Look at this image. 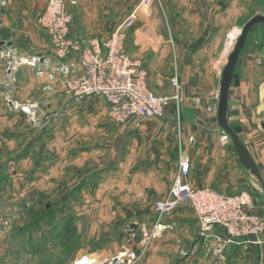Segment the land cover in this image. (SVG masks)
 I'll list each match as a JSON object with an SVG mask.
<instances>
[{
	"label": "crops",
	"instance_id": "crops-1",
	"mask_svg": "<svg viewBox=\"0 0 264 264\" xmlns=\"http://www.w3.org/2000/svg\"><path fill=\"white\" fill-rule=\"evenodd\" d=\"M5 1L0 8V132L8 135L2 130L15 123L20 128L18 136L29 146L20 160L39 146L31 137L43 135L50 140L49 152L39 160L47 161L49 171L64 168L72 179L73 169L92 166L104 177L113 174L118 200L156 202L168 195L185 152L193 187L228 194L250 190L254 175L232 140L223 138L217 115L223 55L239 32L236 25L248 15V0H65L73 15L70 38L105 40L133 15L125 47L146 68L149 87L158 95H172L175 74L184 84L188 100L172 101L161 117L140 126L115 122L102 97L67 93L60 66L81 73L80 53L57 55L40 21L49 0ZM262 2L257 7L264 9ZM197 96L204 99L201 108L190 99ZM227 119L264 179V24L252 28L242 49ZM109 182L102 180L103 186ZM154 222L146 224L151 228ZM161 223L162 234L149 241L123 240L117 255L124 253L125 263L119 264H127L132 251L138 255L134 264H259L264 259V243L246 238L229 243L223 256L213 253V237L202 238L190 207H179Z\"/></svg>",
	"mask_w": 264,
	"mask_h": 264
},
{
	"label": "rangeland",
	"instance_id": "rangeland-1",
	"mask_svg": "<svg viewBox=\"0 0 264 264\" xmlns=\"http://www.w3.org/2000/svg\"><path fill=\"white\" fill-rule=\"evenodd\" d=\"M262 1L248 0V15L236 25L239 32L252 16L260 13L255 10H264L257 7ZM227 60L228 57L225 63ZM15 93L14 85L12 94ZM26 108L30 107H23L24 111ZM15 124L2 130L8 135L0 132V264H75L83 257L109 262L120 252L122 241L130 239L124 230L131 231L134 226L156 219L155 201L133 203L113 196L112 173L104 177L92 166L75 168L71 179L64 168L49 171L47 161L39 160L49 152L50 140L43 135L31 137V141H39V146L28 158L20 160L24 147L29 146L26 139L18 136L21 130ZM251 178L249 192L264 214V187L255 175ZM103 179L110 182L103 186ZM129 207H133L130 213ZM139 238H143L141 232L136 239Z\"/></svg>",
	"mask_w": 264,
	"mask_h": 264
},
{
	"label": "built area",
	"instance_id": "built-area-1",
	"mask_svg": "<svg viewBox=\"0 0 264 264\" xmlns=\"http://www.w3.org/2000/svg\"><path fill=\"white\" fill-rule=\"evenodd\" d=\"M5 4V0H0V8ZM40 21L60 58L73 51L80 53L81 73L72 72L70 66L63 63L60 66L66 77L67 93L76 98H104L109 104V116L115 122L133 121L140 126L146 120L161 117L172 101L180 105L188 100L183 92L184 84L177 74L171 79L172 95H158L149 87L146 68L125 47V31L133 25V15L105 40L70 38L73 15L65 0H49ZM190 99L196 108L204 105L200 96ZM25 110L30 112V108ZM190 171V158L182 152L168 195L154 204V225L148 228L147 224H140L132 228L129 231L130 241L136 239L140 232L145 241L160 236L163 232L162 220L179 207L189 205L196 216L200 235L213 237V253L216 255L223 256L227 245L235 239L246 238L264 243V214L259 211L248 190L228 194L210 187L196 188L188 180ZM123 254L116 255L110 262L118 258V264L125 263ZM127 256V264H134L138 258L133 251ZM75 264H101V261L83 257ZM259 264H264V261Z\"/></svg>",
	"mask_w": 264,
	"mask_h": 264
},
{
	"label": "water",
	"instance_id": "water-1",
	"mask_svg": "<svg viewBox=\"0 0 264 264\" xmlns=\"http://www.w3.org/2000/svg\"><path fill=\"white\" fill-rule=\"evenodd\" d=\"M259 24H264V14H256L252 16L243 25V27L241 28V33L238 36L236 43L234 44L233 50L228 56V60L224 66L221 80H220V94H219L217 115H218L219 124L222 127L223 132L226 134L227 137H229L232 140L235 146V149L240 156L242 163L250 169V171L257 177L259 182L264 187V179H263V176L257 164L251 157L246 146L240 140L237 133L230 126L228 119H227V113H228V107H229V91H230V85H231L235 67L240 58V55L244 47V44L247 40L248 34L250 33L253 27ZM261 127L264 129V122L261 123ZM117 260L118 258H115L112 264H118ZM101 264H106V263H101Z\"/></svg>",
	"mask_w": 264,
	"mask_h": 264
},
{
	"label": "bare ground",
	"instance_id": "bare-ground-1",
	"mask_svg": "<svg viewBox=\"0 0 264 264\" xmlns=\"http://www.w3.org/2000/svg\"><path fill=\"white\" fill-rule=\"evenodd\" d=\"M240 33H241V30L235 36H231V38H230V47H231V50L229 52H227V54H224L223 55L224 61L227 59V57L231 53V51H232V49L234 47V44L236 43V40H237L238 36L240 35ZM225 138H226V136H225Z\"/></svg>",
	"mask_w": 264,
	"mask_h": 264
}]
</instances>
